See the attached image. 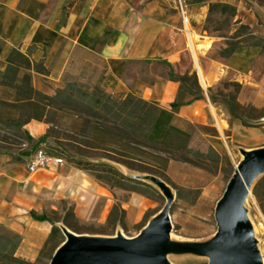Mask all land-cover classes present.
I'll list each match as a JSON object with an SVG mask.
<instances>
[{"label": "crops", "instance_id": "0c3cea01", "mask_svg": "<svg viewBox=\"0 0 264 264\" xmlns=\"http://www.w3.org/2000/svg\"><path fill=\"white\" fill-rule=\"evenodd\" d=\"M216 3L237 10L226 36L205 29L210 6ZM237 20L264 37V4L259 0H0V39L5 42L1 58L5 60L14 48L25 52L37 47L33 58L43 59L51 73L45 78L34 72L33 85L53 95L65 85L71 63L83 56L86 65L102 67L100 86L108 94L131 93L167 110L179 94L180 82L156 66L165 62L178 75L196 72L203 97L182 106L177 119L230 130L235 141L251 145L262 140L264 126L245 127L231 117L225 104L211 98L222 81L235 80L241 84L240 104L264 108V54L245 45L229 56L220 54L229 47L231 34L240 25ZM24 129L37 139L48 125L32 120ZM260 147L264 146L255 148ZM17 168L13 162L0 166V223L20 235H27L30 228L41 230L36 248H29L25 238L18 250L20 256L32 258L52 230L48 221L35 219L32 212L41 208L38 193L43 182L54 181L45 171L59 167L27 170L36 176L30 181L18 178ZM89 195L110 203L108 192L97 183H91Z\"/></svg>", "mask_w": 264, "mask_h": 264}, {"label": "rangeland", "instance_id": "374dc122", "mask_svg": "<svg viewBox=\"0 0 264 264\" xmlns=\"http://www.w3.org/2000/svg\"><path fill=\"white\" fill-rule=\"evenodd\" d=\"M231 25V18L221 16L219 12H213L207 24L209 32L218 29L220 36L227 35L226 31L231 28ZM238 41L239 39H233V42ZM93 60L95 59L93 58ZM86 63L85 57H77L67 71L65 83H76L88 91H93L95 87H101L102 67L94 68ZM97 63L99 62L97 61ZM186 63L189 64V58H186ZM156 67L158 72L161 71L165 74L169 72L170 68L165 62H161ZM240 91L241 84L239 82L226 79L217 88L219 94L217 101L222 104H225L224 100L226 99L234 101L238 99ZM192 93L193 95L197 94L195 90ZM261 110L262 108L252 104H241L239 114L251 125L249 128H257L264 126V116H262ZM75 120L72 119L67 123L72 126ZM82 123L80 122L79 125L81 126ZM177 125L191 134V148L198 150L201 156L189 155L196 161V164L171 160L165 172H160L157 176L150 174L146 170V166L138 162L140 160L151 162L153 158L149 154L130 150L127 153L129 157H124L117 145L112 142L106 144L94 142L93 134L90 133L79 136V138L88 143L115 149V151L86 147L83 154L79 155L67 145L65 140L61 143L55 138H50L41 143L37 149L42 147L51 153L60 155L65 159V163L57 169L45 171L54 181L43 182L42 189L38 193L41 208L36 213L47 215L50 218L48 222L52 227L54 225L60 227L61 241L65 240L63 231L66 229L83 235L132 238L156 217L166 204L168 197H171L173 199L170 209L172 232L170 240L165 246L166 260L171 264H208L207 246L217 231L215 219L217 203L223 196L227 184L235 172L236 165L242 160L243 151L264 146V136L259 142L245 145L235 141L230 130L220 132L216 126L198 122L178 121ZM204 126L211 128L206 129ZM60 129L65 130V128ZM0 135L10 138L8 139L10 144L0 143L7 148V150H0V153L4 154L3 158L0 157V166L10 165L13 162L18 165V178L24 179L23 181L34 179L36 176L30 175L27 171L28 159L37 150L33 149L34 141L27 143L25 140L15 135H7L3 131L0 132ZM34 139L36 141L39 138ZM157 155L163 158L169 157L164 153ZM7 159H11V161L5 163ZM73 160L109 165L121 174L137 177L150 184L157 192L151 194L136 192L131 190L130 186L122 185L112 178H106L109 179L106 180L108 184L103 183L97 180L93 173L78 169L72 162ZM262 177L264 175L257 182ZM91 183H97L106 189L110 203H107L108 200L103 197L89 195ZM254 187L251 194L247 196L245 209L257 248L264 258V215L253 194ZM40 231V229L30 228L27 235L18 234L20 241L16 247V257L33 264L50 263L49 258L57 248L53 243L45 247L49 236L42 243L35 257L24 258L18 254L25 238L30 240L29 248L37 247L36 240L41 239L40 233L37 232ZM14 234L17 233L0 223V236H13Z\"/></svg>", "mask_w": 264, "mask_h": 264}, {"label": "trees", "instance_id": "16d2710c", "mask_svg": "<svg viewBox=\"0 0 264 264\" xmlns=\"http://www.w3.org/2000/svg\"><path fill=\"white\" fill-rule=\"evenodd\" d=\"M259 2L264 4V0H259ZM213 12H219L221 16H227L231 20L237 14L236 8L226 3L211 4L210 15ZM235 23L240 24V21L237 20ZM205 29L210 31L208 26ZM213 31L219 30L214 29ZM230 38L232 40L228 42L229 47L222 50V56H229L243 45L256 49L258 52H264V37L254 35L248 25L240 24ZM233 39H239V41L233 42ZM4 46L5 42L0 39V132L15 135L27 143L34 141L33 149H37L46 140L55 138L61 143L64 140L67 141V145L79 155L83 154L86 147L115 151V149L88 143L79 138V136L90 133L93 134L94 142L100 144L112 142L117 145L124 157H129L127 153L130 150L149 154L153 158L151 162L143 160L138 162L146 166V170L155 176L160 172H165L171 160L196 164V161L189 155L201 156L198 150L191 148V134L177 125L179 121L177 113L180 108L203 97V90L196 72L178 75L170 67L169 72L164 73L169 79L180 82L179 94L171 104V110L161 108L156 103L146 101L131 93L118 95L116 99L101 87L88 91L76 83H65L62 88L56 90L55 94L48 95L37 90L33 85L32 74L34 72L45 78L51 73L43 59L36 61L33 58L37 47L31 46L26 52L14 48L3 60L1 56ZM193 90L197 92L196 95H193ZM217 96H219L217 92L211 94L213 102L217 101ZM224 103L232 118L239 119L245 127H251L240 116L241 104L237 99L234 101L226 99ZM261 111L264 116V108ZM72 119H76L75 123L69 126L67 121ZM32 120L44 122L49 126L46 134L36 141L24 129V126ZM80 122H83L81 126ZM60 128H65V130L67 128V130L63 131ZM204 128L211 127L204 126ZM8 139H10L8 136L0 135V143L10 144ZM0 150H7V148L0 145ZM159 153L167 154L169 157L163 158L157 155ZM72 162L78 169L93 173L97 180L103 183L109 180L106 178H112L122 185L130 186L131 190L136 192L143 194L157 192L150 184L131 175L121 174L109 165L81 160ZM253 194L264 215V177L256 183ZM32 215L39 221H50L45 214L32 212ZM61 237L60 227L54 225L45 247L53 243L58 248L64 242L61 241ZM19 241L18 234L0 236V264H33L15 256ZM53 255L50 256V261Z\"/></svg>", "mask_w": 264, "mask_h": 264}, {"label": "water", "instance_id": "95a60500", "mask_svg": "<svg viewBox=\"0 0 264 264\" xmlns=\"http://www.w3.org/2000/svg\"><path fill=\"white\" fill-rule=\"evenodd\" d=\"M263 175L264 147L243 151L216 206L217 231L207 246L208 264H260L245 201ZM172 204L168 197L156 217L132 238L83 235L66 229L65 240L49 264H171L165 258V246L172 232Z\"/></svg>", "mask_w": 264, "mask_h": 264}, {"label": "built area", "instance_id": "2783aa9c", "mask_svg": "<svg viewBox=\"0 0 264 264\" xmlns=\"http://www.w3.org/2000/svg\"><path fill=\"white\" fill-rule=\"evenodd\" d=\"M65 159L57 154L51 153L40 147L29 159L28 170L30 173H36L41 169H51L64 165Z\"/></svg>", "mask_w": 264, "mask_h": 264}, {"label": "bare ground", "instance_id": "6f19581e", "mask_svg": "<svg viewBox=\"0 0 264 264\" xmlns=\"http://www.w3.org/2000/svg\"><path fill=\"white\" fill-rule=\"evenodd\" d=\"M259 262H260V264H264V258L260 252H259Z\"/></svg>", "mask_w": 264, "mask_h": 264}]
</instances>
